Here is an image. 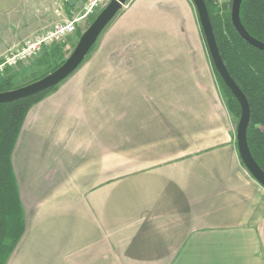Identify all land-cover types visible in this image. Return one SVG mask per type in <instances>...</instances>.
Returning a JSON list of instances; mask_svg holds the SVG:
<instances>
[{
  "label": "crops",
  "instance_id": "1",
  "mask_svg": "<svg viewBox=\"0 0 264 264\" xmlns=\"http://www.w3.org/2000/svg\"><path fill=\"white\" fill-rule=\"evenodd\" d=\"M4 1L0 55L73 20ZM91 55L26 116L6 264H264V188L192 0H128Z\"/></svg>",
  "mask_w": 264,
  "mask_h": 264
},
{
  "label": "trees",
  "instance_id": "2",
  "mask_svg": "<svg viewBox=\"0 0 264 264\" xmlns=\"http://www.w3.org/2000/svg\"><path fill=\"white\" fill-rule=\"evenodd\" d=\"M232 1L229 6H221L213 0H206V4L221 56L250 103L248 144L253 157L264 170V52L248 44L235 29L231 14ZM241 22L252 37L264 43V0H243ZM214 71L229 112L240 119L239 102L215 67ZM8 81H0V93L14 90ZM51 90L27 99L0 104V264L7 263L25 230L12 164L13 152L29 110Z\"/></svg>",
  "mask_w": 264,
  "mask_h": 264
},
{
  "label": "water",
  "instance_id": "3",
  "mask_svg": "<svg viewBox=\"0 0 264 264\" xmlns=\"http://www.w3.org/2000/svg\"><path fill=\"white\" fill-rule=\"evenodd\" d=\"M127 1L128 0H111L94 19L91 25L81 34L73 52L61 66L37 81L14 90L1 92L0 104L12 103L36 96L55 88L71 76L84 63L103 31L109 26L119 11L122 10ZM192 2L197 10L213 65L222 81L237 99L241 107V116L238 122L236 136L240 158L249 173L264 188V170L253 157L248 144V128L251 122L250 103L244 92L229 73L221 56L206 0H192ZM242 2L243 0L232 1V23L240 36L248 44L264 52V43L252 37L241 22Z\"/></svg>",
  "mask_w": 264,
  "mask_h": 264
},
{
  "label": "rangeland",
  "instance_id": "4",
  "mask_svg": "<svg viewBox=\"0 0 264 264\" xmlns=\"http://www.w3.org/2000/svg\"><path fill=\"white\" fill-rule=\"evenodd\" d=\"M2 1L4 0H0V2ZM6 1L10 3L9 6L12 4L11 2H15L14 8L22 9V12L24 13V18L28 19L30 18L32 13H34L33 8L35 7H32V5L37 4V1L39 0H6ZM42 1L47 2L46 7L47 6H50V8L55 7L54 13L52 14L49 12L47 13V15L50 17L52 16L57 17L60 14L61 10H63L64 8L67 11L73 13L71 15V17H73V20L74 18L76 19L84 16L85 17L79 22L77 32L71 37L69 36L59 42H53L48 45H45L42 48L41 52H39L36 57L28 60L24 64H19L18 66L12 68L8 67L5 70L0 71V81H4L8 79L9 80L8 82L14 89L20 88L22 86L34 82L35 80L43 77L45 74L51 72L55 67L60 65L63 61L67 60V58L70 56L75 46L77 45L81 34L91 25L94 19L109 4L111 0H105L98 6L94 7V9L91 10L90 12H89L90 0H42ZM213 1L217 2L221 6L224 5L229 6L232 0H213ZM8 8L7 10H9ZM40 9H42L41 3H40ZM22 12L21 15L23 14ZM17 13L20 12L18 11ZM0 26H2V24H0ZM56 50L59 51L57 52ZM13 51L15 50L9 48L6 52L0 55V60H2V58L5 55L10 54ZM92 52L93 50L87 56L86 58L87 61L90 60V56H92L91 55ZM217 83L219 86L218 79H217ZM233 118H234L233 119L234 127L236 128L239 119L235 118L234 116Z\"/></svg>",
  "mask_w": 264,
  "mask_h": 264
},
{
  "label": "built area",
  "instance_id": "5",
  "mask_svg": "<svg viewBox=\"0 0 264 264\" xmlns=\"http://www.w3.org/2000/svg\"><path fill=\"white\" fill-rule=\"evenodd\" d=\"M104 1L105 0H90L89 12ZM84 17L76 18L63 24H58L49 33L45 35H38L25 41L20 48L5 55L2 60H0V71H3L8 67L12 68L18 66L19 64H24L28 60L36 57L45 45L53 42H59L66 37L74 35L77 32L79 22L84 19Z\"/></svg>",
  "mask_w": 264,
  "mask_h": 264
}]
</instances>
